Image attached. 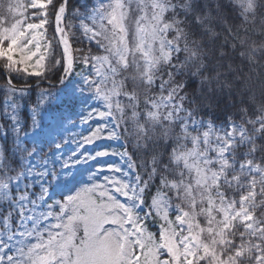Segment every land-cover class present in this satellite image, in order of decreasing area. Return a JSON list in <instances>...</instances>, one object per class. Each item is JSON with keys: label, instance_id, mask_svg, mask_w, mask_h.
Here are the masks:
<instances>
[{"label": "snow or ice", "instance_id": "1", "mask_svg": "<svg viewBox=\"0 0 264 264\" xmlns=\"http://www.w3.org/2000/svg\"><path fill=\"white\" fill-rule=\"evenodd\" d=\"M0 264H264V0H0Z\"/></svg>", "mask_w": 264, "mask_h": 264}, {"label": "rangeland", "instance_id": "2", "mask_svg": "<svg viewBox=\"0 0 264 264\" xmlns=\"http://www.w3.org/2000/svg\"><path fill=\"white\" fill-rule=\"evenodd\" d=\"M13 3L19 2L20 5L22 6V9L24 8V5H26L28 2H30V0H12ZM26 10V9H24ZM87 44V43H86ZM85 50H87V48L85 47ZM80 69L77 68V71H79ZM59 86V85H57Z\"/></svg>", "mask_w": 264, "mask_h": 264}, {"label": "trees", "instance_id": "3", "mask_svg": "<svg viewBox=\"0 0 264 264\" xmlns=\"http://www.w3.org/2000/svg\"><path fill=\"white\" fill-rule=\"evenodd\" d=\"M74 2H75V0H74ZM84 47L87 48V44H86V43H85ZM49 75H51V72L49 73ZM35 81H37V78L33 77V78H32V83L35 82ZM51 82H55V81H51ZM44 85L47 86L48 83H44Z\"/></svg>", "mask_w": 264, "mask_h": 264}, {"label": "water", "instance_id": "4", "mask_svg": "<svg viewBox=\"0 0 264 264\" xmlns=\"http://www.w3.org/2000/svg\"><path fill=\"white\" fill-rule=\"evenodd\" d=\"M38 82V81H37ZM37 82H35L33 85H35Z\"/></svg>", "mask_w": 264, "mask_h": 264}]
</instances>
